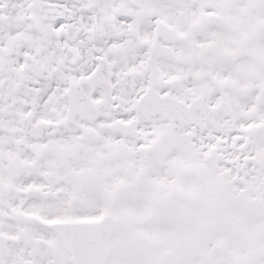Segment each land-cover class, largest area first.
Instances as JSON below:
<instances>
[{
    "label": "snow or ice",
    "instance_id": "6c2138e0",
    "mask_svg": "<svg viewBox=\"0 0 264 264\" xmlns=\"http://www.w3.org/2000/svg\"><path fill=\"white\" fill-rule=\"evenodd\" d=\"M0 264H264V0H0Z\"/></svg>",
    "mask_w": 264,
    "mask_h": 264
}]
</instances>
